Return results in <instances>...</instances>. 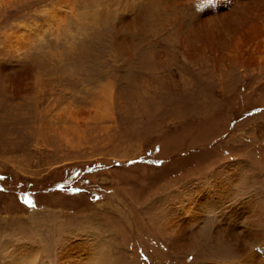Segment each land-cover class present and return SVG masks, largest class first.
Listing matches in <instances>:
<instances>
[{"label":"rangeland","instance_id":"374dc122","mask_svg":"<svg viewBox=\"0 0 264 264\" xmlns=\"http://www.w3.org/2000/svg\"><path fill=\"white\" fill-rule=\"evenodd\" d=\"M151 4L0 0V264H264V10L215 67Z\"/></svg>","mask_w":264,"mask_h":264},{"label":"bare ground","instance_id":"6f19581e","mask_svg":"<svg viewBox=\"0 0 264 264\" xmlns=\"http://www.w3.org/2000/svg\"><path fill=\"white\" fill-rule=\"evenodd\" d=\"M150 2L154 5L155 8L158 7L156 9L154 7H151V9H149V13L152 16H154L156 19L153 20L154 18H150V19L144 18V16H149V13L147 11H145L146 8H144L145 10L142 9L143 10L142 13L145 11V14H143L140 17V19L138 20L139 25L142 28H146L150 24H152V22H153L151 29L155 25L153 28L154 34H157L159 31L164 32L167 26H174L175 27L174 32L168 30L169 31V37L171 36L169 39H172V37H175L177 39L173 38L174 40H180L179 44L182 47V53L185 55V57H188V59H193V60H196V59L199 60V58L200 59L209 58L213 61L215 67L219 66V64H221V66H224V64H227V62L229 60V53L231 52V49L233 47L230 46V43H228L229 46H226L227 43L225 42V40L226 41L230 40V39L237 40L235 46L238 45L237 48L242 50V51L244 50L243 45L245 42L247 45H249V43H251L253 41V40H248L249 42H247V39H252V34H253L252 31L256 28V26L254 24L250 23L252 21L251 15L249 13L250 9L255 8L258 11L264 10V0H251L250 3H244L243 1H238V0H218V3H223L224 5L225 4L230 5L229 7H231L230 11L232 12V14L231 13H225V14L217 15L216 17H212L206 21H202L200 19H195L192 22L188 23L187 21H185V19L182 17V15H179L182 13H180L174 9V7H173L174 6L173 3L175 2L174 0H150ZM159 6H165L167 8L170 7V9H168L167 13L165 14L164 11L163 12H162V10L159 11V9H160ZM216 6L217 5H214L212 10L215 9ZM153 8L155 10H153ZM161 13H162V15H160ZM157 14H159V17L157 16ZM164 14H165V16H164ZM166 15H168V16H166ZM151 19H152V21H151ZM155 21H158V24H155ZM231 22H233V23H231ZM249 23H250L251 27L248 28ZM139 25H137V26H139ZM246 28H248V31L245 32L246 36H238V34H236V36H234V35L229 36L232 32L233 33H241L242 31L244 32V30H246ZM125 29L129 30L130 26L127 25L125 27ZM116 30L118 33H123V32H121V30H118V29H116ZM227 30H229L230 33H228L226 35L224 33H222V32L227 31ZM123 34H125V33H123ZM219 34H222V35H219ZM118 38H115V40L116 41L121 40V38H119V39ZM124 38H126V36ZM126 39H128V38H126ZM166 40H167V38H166ZM125 41L126 40H123L122 43H120V45H122V47H117V49H116L117 52L122 54V55L129 54V51H130V47L128 46V44ZM240 41H242L243 45H240ZM250 54L251 53H247V55L245 56L246 59H245V57L243 58V60L241 61L242 65L245 64L247 66H251V64L255 63V59ZM155 58H156V56H155ZM239 63H240V61H239ZM217 68H219V67H217ZM148 69H149V66H148ZM160 69H161V66H160ZM151 70H155V69H153V67H151ZM147 82L151 83L150 81H147ZM139 85H142L144 88L147 87V85H145L143 83V81L139 82ZM149 86H151V85H148V87ZM245 234L251 240H253L256 237L255 242L257 244H259V242L264 240V237H263L264 234H262L261 231H259V230H257V232L247 231ZM241 240L244 241L243 238ZM185 241H189V239H186ZM67 264H70V263H67Z\"/></svg>","mask_w":264,"mask_h":264},{"label":"snow or ice","instance_id":"6c2138e0","mask_svg":"<svg viewBox=\"0 0 264 264\" xmlns=\"http://www.w3.org/2000/svg\"><path fill=\"white\" fill-rule=\"evenodd\" d=\"M26 202L30 203V201H26Z\"/></svg>","mask_w":264,"mask_h":264}]
</instances>
